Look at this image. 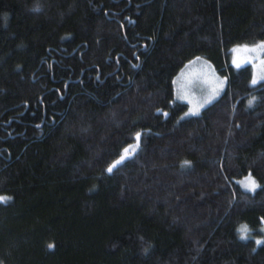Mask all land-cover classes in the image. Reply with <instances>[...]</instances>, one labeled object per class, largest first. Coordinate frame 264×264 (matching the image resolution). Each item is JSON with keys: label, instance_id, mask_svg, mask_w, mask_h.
Masks as SVG:
<instances>
[{"label": "trees", "instance_id": "1", "mask_svg": "<svg viewBox=\"0 0 264 264\" xmlns=\"http://www.w3.org/2000/svg\"><path fill=\"white\" fill-rule=\"evenodd\" d=\"M261 41L264 0H0V264H264Z\"/></svg>", "mask_w": 264, "mask_h": 264}, {"label": "rangeland", "instance_id": "2", "mask_svg": "<svg viewBox=\"0 0 264 264\" xmlns=\"http://www.w3.org/2000/svg\"><path fill=\"white\" fill-rule=\"evenodd\" d=\"M261 45H264V41L256 45H239L232 49V64L235 67L252 65V82L255 81L253 84L264 81V47H261ZM175 84L178 98L189 104L187 114H193L194 111L197 114L219 97L225 89L226 80L217 73L214 66L207 59L199 57L186 63L178 73ZM136 145L137 143L133 147L126 148L128 154L125 156V149L122 156L129 157L135 152L133 149H137ZM245 181V186L253 189L251 182L254 181L251 179ZM0 197L6 198L3 195H0Z\"/></svg>", "mask_w": 264, "mask_h": 264}, {"label": "snow or ice", "instance_id": "3", "mask_svg": "<svg viewBox=\"0 0 264 264\" xmlns=\"http://www.w3.org/2000/svg\"><path fill=\"white\" fill-rule=\"evenodd\" d=\"M261 47H264V45H261ZM254 83H255V81H253ZM193 114H195V111L193 112ZM137 139H139V136L137 137ZM133 151H135V149H133ZM128 154V150L126 149L125 150V156ZM125 157L124 156H122L121 157V160H123ZM117 163H120V161H117ZM188 162L186 161L185 162V164H187ZM115 167V165H112L111 167H109L108 169H107V171L108 172H111L112 171V169ZM251 187L254 189L255 188V184H254V182H251ZM7 198H4V197H0V202H3L4 200H6ZM257 243H262V242H260V241H258ZM49 247H52L51 245H49Z\"/></svg>", "mask_w": 264, "mask_h": 264}]
</instances>
